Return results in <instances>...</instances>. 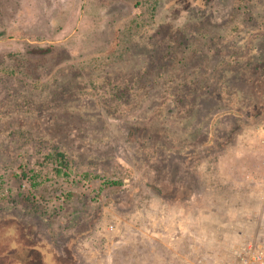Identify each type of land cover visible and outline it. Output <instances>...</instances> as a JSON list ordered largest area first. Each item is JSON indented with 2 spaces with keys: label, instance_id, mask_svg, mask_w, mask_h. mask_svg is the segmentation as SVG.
<instances>
[{
  "label": "rangeland",
  "instance_id": "rangeland-1",
  "mask_svg": "<svg viewBox=\"0 0 264 264\" xmlns=\"http://www.w3.org/2000/svg\"><path fill=\"white\" fill-rule=\"evenodd\" d=\"M258 87L264 0H0V264H73L92 220L104 264L264 237Z\"/></svg>",
  "mask_w": 264,
  "mask_h": 264
},
{
  "label": "built area",
  "instance_id": "built-area-1",
  "mask_svg": "<svg viewBox=\"0 0 264 264\" xmlns=\"http://www.w3.org/2000/svg\"><path fill=\"white\" fill-rule=\"evenodd\" d=\"M112 226H108L111 229ZM224 252L198 251L189 264H264V237H249L239 248L227 247ZM109 262V260H108ZM95 264H104L103 260Z\"/></svg>",
  "mask_w": 264,
  "mask_h": 264
},
{
  "label": "trees",
  "instance_id": "trees-1",
  "mask_svg": "<svg viewBox=\"0 0 264 264\" xmlns=\"http://www.w3.org/2000/svg\"><path fill=\"white\" fill-rule=\"evenodd\" d=\"M151 7L155 8V5L152 4ZM153 16L154 15H153V10H152L151 13H150V17H149V19L147 21H149V20L151 21ZM132 24H134V23H132ZM132 24L130 23V26ZM134 61H137V56L134 57ZM109 64L110 63H107V65H109ZM131 64H132V62H130L128 60V58H126L124 61L121 62V65L124 66V67H129ZM204 87L201 88V89L200 88H187V89L184 90L183 93H185V95L189 94V95H191L193 97L194 102H193V104L191 106H194L197 103V101H199V99H203L205 101H207V100H212L213 101L215 98L218 99L219 96H217V94H214L213 92H211L208 89V86H206L205 88ZM242 92H244V94H246V97L250 98V101L248 102L247 106H248V109L252 108V110H253V114L252 115L256 116L259 113H264V89L258 87V88H255L254 90L253 89H248V90H245V91H242ZM174 93H176V96H179L181 94H177V93H182V92H181V90H177V92H174ZM232 93L234 95H238L239 94V90H234V92H232ZM185 95L183 97H185ZM7 96L8 95L6 94V97ZM256 98H261L260 102L256 103ZM190 109H192V112H193L194 109L193 108H190ZM190 109L188 108V111H187L189 118H190V112H189ZM25 120H27V119H25ZM38 120L39 121L47 120L49 122L48 125L51 124L50 118L49 119L48 118L47 119L39 118ZM64 158L65 157L63 156V154H61V158H60V159H62L61 161H66V159H64ZM112 183H115V182H112Z\"/></svg>",
  "mask_w": 264,
  "mask_h": 264
},
{
  "label": "crops",
  "instance_id": "crops-1",
  "mask_svg": "<svg viewBox=\"0 0 264 264\" xmlns=\"http://www.w3.org/2000/svg\"><path fill=\"white\" fill-rule=\"evenodd\" d=\"M95 221L96 220H92L91 223L87 225V228L85 229V232H83L82 234H80L81 236H83L82 237L83 239L81 240L80 246L76 245V243L72 245V247L74 249L76 247H77V249H80L83 252V255L81 254L82 253L81 252L80 253V256H79V253H76V251L73 254L74 256L72 254L70 255V250H68L69 249L68 244L64 245L63 249H61L62 254H60L59 249L58 250H55L52 247L51 248H48V249L50 250V252L52 254H55L56 255L57 259L59 258L61 261H64V262H70L71 261V262H73V264H95L96 263L95 261L102 260V259L98 258L97 256L91 255L92 248L94 250L93 252L96 253V252H100L98 250L99 247H102L103 248V247H107L108 246L104 242V244H98V246H99L98 248L95 247L96 243H93L94 242L93 241L94 240L93 238L98 236L99 230L101 231V228L98 229V224H96L97 222H95ZM84 226H85V224H84ZM107 237L108 236L106 235V233H103L104 241L107 240ZM78 239H79V237H78ZM85 240H87L86 243H84ZM38 241L39 240H37V242ZM39 242L45 244L44 246H46V247L48 246V243L47 242L46 243H44L42 241H39ZM86 249H88V251ZM84 252L85 253L90 252V255L91 256H87V254H85ZM106 256H107V254L105 253V254H103L102 258L103 259H107ZM95 257H97V259ZM76 258H77V260H76ZM82 259H85V261L82 260ZM86 260H88L90 262H86Z\"/></svg>",
  "mask_w": 264,
  "mask_h": 264
},
{
  "label": "water",
  "instance_id": "water-1",
  "mask_svg": "<svg viewBox=\"0 0 264 264\" xmlns=\"http://www.w3.org/2000/svg\"><path fill=\"white\" fill-rule=\"evenodd\" d=\"M17 258V257H16ZM22 264H31L29 260H21L20 258H17Z\"/></svg>",
  "mask_w": 264,
  "mask_h": 264
}]
</instances>
